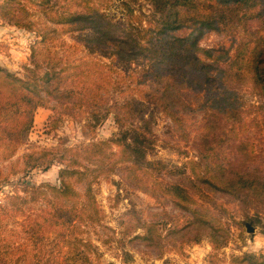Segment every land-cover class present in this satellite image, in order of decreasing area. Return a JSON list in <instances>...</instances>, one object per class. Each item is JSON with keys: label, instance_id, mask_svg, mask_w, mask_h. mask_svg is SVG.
Listing matches in <instances>:
<instances>
[{"label": "trees", "instance_id": "trees-1", "mask_svg": "<svg viewBox=\"0 0 264 264\" xmlns=\"http://www.w3.org/2000/svg\"><path fill=\"white\" fill-rule=\"evenodd\" d=\"M20 1L4 0L0 4V16L10 24L38 33L41 41H46L51 29L35 28L27 18L25 8H22L23 14H17L18 8L12 4ZM33 1L39 13L53 24L67 25L70 30H89L86 45L90 52L110 57L112 62L121 60L125 67L132 62H146L154 81L151 97L156 107L170 115L174 122L180 123L176 110H197L192 108L193 101L204 111L200 127L203 148L198 150L196 157L186 162L189 174L184 175L183 183L157 181L155 175L165 165L148 158L150 138L143 129L145 126L123 127L120 136L94 142L92 147L102 153L100 150L104 148V143L116 144L119 150L115 153L117 158L112 161V167L131 162L122 170L134 179L144 175L146 182L140 189L157 198H165L188 213L181 220L174 221L167 236L182 234L185 237V233L197 231L192 240L198 242L201 239L199 233H206L212 247L220 248L227 242L229 232L193 194L211 202L214 200L210 193L215 192L237 197L245 195L264 202V177L254 174L250 167L255 157L251 154L252 150H248V143L242 139V132L237 126L242 111L238 93L240 83H250L264 99V0H145L152 11L147 19L144 18L146 14L141 8V0H111L118 1L126 21H115L100 7L102 4H95L94 0ZM253 21L258 22V28L253 29ZM209 32L234 40L240 36L234 54L231 55L229 49L220 51L202 46L200 40ZM91 61L83 60L59 69L53 64L43 74L24 77L0 66V146L4 158L12 157L19 144L28 139L35 110L39 107L71 114L76 109H90L96 123L112 114L119 123L125 124L127 116L119 114L124 111V105L104 102L107 100L102 95V63ZM103 66L110 68L105 64ZM133 113L143 115L142 110ZM80 153L77 149L66 147L61 152L49 148L24 154L26 170L40 166L49 168L55 163L64 166L59 170L60 183H24L15 187L14 194L8 195L12 201L15 197L23 199L16 207L21 213H26L23 207L26 198L18 194L21 188L27 193L45 188L52 192L54 199L35 217L29 216L20 224L19 232L24 235L27 244L10 246L17 240L0 237V264H50L51 258L43 244V232L58 226L64 228L67 234L74 233L73 221L78 217L77 201L79 197L87 196L94 204L92 182L103 168L102 161L96 162L95 167L85 164ZM86 158L91 161L90 157ZM182 172L187 173V170ZM87 175H93L92 180L85 182V194H82L70 178L84 181ZM143 226L147 228L146 233L137 234L134 238L147 246L156 241L160 251L162 236L158 228L153 224L143 223ZM60 236L61 240L66 238L65 235ZM63 241L78 243L71 238ZM79 245L94 250L90 242L79 241ZM46 255V262L42 263ZM72 259V264H92L88 253L78 251L77 247ZM53 260L54 264H60L57 256ZM235 260L239 264H264V254L244 253L236 256Z\"/></svg>", "mask_w": 264, "mask_h": 264}, {"label": "rangeland", "instance_id": "rangeland-1", "mask_svg": "<svg viewBox=\"0 0 264 264\" xmlns=\"http://www.w3.org/2000/svg\"><path fill=\"white\" fill-rule=\"evenodd\" d=\"M96 2L102 4L100 7L115 21H126L118 1L94 0ZM2 3L4 0H0ZM141 3L146 14L144 18L147 19L151 16V6L145 0H141ZM12 6L18 8L17 14H23L22 8H25L27 18L35 28H48L51 31L47 33L46 41L42 42L38 33L10 24L0 16V66L24 77L33 76L34 73L43 74L53 64L59 69L83 60L88 63L98 60L110 66L100 64V69H104L101 72V78H104L102 95L107 100L104 102L124 105V111L119 114L126 115L127 119L125 124H121L115 115L110 114L96 123L90 109L89 112L76 109L71 114L63 110L57 113L48 107L37 108L28 139L19 144L15 154L4 158L0 146V237L17 240V243L12 242L10 246L27 244L24 235L19 232L20 224L29 216L35 217L40 209L47 207L49 201L54 199L52 192L45 188L35 193L24 192L21 188L18 194L26 198L23 206L26 213L17 212L16 207L23 199L15 197L12 201L8 196L15 193L16 186L24 183H60L59 170L64 166L62 163H55L49 168L40 166L26 170L24 154L49 148L61 152L63 148L71 147L81 152L80 158H83L85 164L95 167L96 162L102 161L103 168H100L102 172L92 182L94 204L87 196H81L77 201L78 217L73 221L74 233L67 234L64 228L58 226L43 232V244L51 258L50 264H54L55 256L60 264H72L76 247L78 251L88 253L92 264H239L235 260L236 256L244 253L264 254L263 201L245 195L237 197L215 192L210 193L214 200L211 202L194 193L198 201L221 220L223 229L229 232L227 242L214 249L206 233H199L201 239L198 242L192 240L198 234L197 231L185 233V237L182 234L177 237L167 236L174 221L181 220L188 213L171 201L157 198L140 189L146 182L144 175L134 179L122 170L131 162L118 163L112 167V161L117 158L115 153L119 150L116 144L104 143V148L100 150L102 153L97 148V152H94V142L100 143L120 136L123 127L145 126L143 129L150 138L148 158L159 160L165 165L156 173L157 181L183 183L182 178L189 174L186 162L196 157L198 150L203 148L200 127L204 111L197 107L195 101L192 108L197 110H176L180 123L174 122L170 115L156 107L151 97L150 90L154 89V81L149 75L146 62H132L125 67L121 60L112 62L110 57L90 52L86 45L89 30H70L67 25L53 24L39 13L33 0H21ZM251 26L255 29L259 24L253 21ZM239 41L240 36L234 40L209 32L201 38L200 44L220 51L229 49L232 55ZM240 84L238 93L242 111L237 124L238 131L242 132V139L248 143V150H252L251 154L255 157L250 167L255 171L254 174L264 177V99L250 83ZM135 110H142L143 115H133ZM86 157H90L91 161ZM183 170H187V173H183ZM92 176L87 175L84 181L73 177L70 181L79 192L85 194V182L92 180ZM143 223L153 224L160 231V251L156 241L152 246H147L134 238L137 234L146 233L147 228ZM247 223L253 226L252 232L248 230ZM61 234L71 240L76 239L77 245L64 242L66 238L61 240ZM79 241L90 242L94 250L84 245L81 247ZM47 257L41 262L45 263Z\"/></svg>", "mask_w": 264, "mask_h": 264}, {"label": "water", "instance_id": "water-1", "mask_svg": "<svg viewBox=\"0 0 264 264\" xmlns=\"http://www.w3.org/2000/svg\"><path fill=\"white\" fill-rule=\"evenodd\" d=\"M246 225H247L248 230L252 232L254 229L253 226H251L250 223H247Z\"/></svg>", "mask_w": 264, "mask_h": 264}, {"label": "crops", "instance_id": "crops-1", "mask_svg": "<svg viewBox=\"0 0 264 264\" xmlns=\"http://www.w3.org/2000/svg\"><path fill=\"white\" fill-rule=\"evenodd\" d=\"M210 247V246H209ZM163 259H164V257H163ZM166 259V258H165ZM165 261V260H164ZM164 261H163V263H164Z\"/></svg>", "mask_w": 264, "mask_h": 264}]
</instances>
